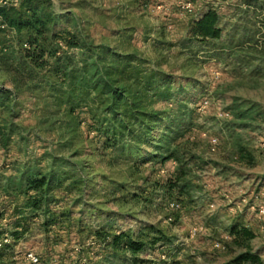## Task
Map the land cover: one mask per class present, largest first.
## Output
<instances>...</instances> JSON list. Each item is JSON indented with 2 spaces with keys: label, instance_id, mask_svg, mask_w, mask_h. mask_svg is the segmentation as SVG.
<instances>
[{
  "label": "rangeland",
  "instance_id": "rangeland-1",
  "mask_svg": "<svg viewBox=\"0 0 264 264\" xmlns=\"http://www.w3.org/2000/svg\"><path fill=\"white\" fill-rule=\"evenodd\" d=\"M177 1L48 0L61 18L59 28L79 32L95 45L136 54L181 85L174 100H183L190 113L176 143L179 152L197 158L183 179L190 189L179 198L163 193L158 185L176 167L171 160L116 159L86 124L62 137L60 123L66 119L47 91H24L16 97L13 118L0 110V123L13 121L18 127L8 149L0 148V175L8 176L17 164L39 161L45 168L48 158L62 157L76 165L82 184L55 193L54 225L44 229L43 217H35L28 234L17 241L7 213L12 199L1 193L0 210L6 208L0 239L8 242L0 248V264H28L29 252L39 264H226L244 250L229 241L227 230L234 221L253 232L247 248L264 262V223L255 215L256 207L264 205V0H190L188 15ZM157 4L163 11L153 9ZM206 8L218 16L219 40L188 41L189 21ZM70 54L79 61L78 51ZM9 80L0 70V85L11 88ZM202 100L208 103L199 109ZM220 112L228 116L219 117ZM202 134L216 139L212 152ZM143 150L141 158L151 152ZM118 233L147 246L134 260L119 250L114 256L103 244Z\"/></svg>",
  "mask_w": 264,
  "mask_h": 264
},
{
  "label": "trees",
  "instance_id": "trees-1",
  "mask_svg": "<svg viewBox=\"0 0 264 264\" xmlns=\"http://www.w3.org/2000/svg\"><path fill=\"white\" fill-rule=\"evenodd\" d=\"M60 22L48 0L0 4V70L8 75L12 86L0 85V110L13 118L18 94L47 91L56 111L66 119L60 123L62 137L86 124L101 147L116 159L128 161L138 156L142 164L171 160L176 167L158 186L163 193L178 198L186 194L192 184L183 179L190 171L187 167L194 160L197 163V158L179 152L180 145L176 143L182 138L180 130L190 113L183 100H174L181 85L174 84L170 75L136 54H123L105 44L95 45L79 32L59 28ZM186 38L199 43L218 41L216 12L206 8L190 20ZM71 50L78 51L79 61L71 56ZM158 105L166 106L158 109ZM82 114L84 118L80 117ZM17 130L13 121L0 123L1 149H8ZM143 148L151 149L145 158H141V153H145ZM237 154L245 159L241 148ZM48 159L45 168L39 161L17 164L8 176L0 175V194L15 200H11L13 206L7 213L13 227L11 236L16 241L28 234L30 221L35 217H43L44 229L54 225L58 219L51 210L56 203L55 193L60 190L68 193L82 184L76 178L75 164L62 157ZM260 182L264 183V172ZM1 208L0 219L6 207ZM227 233L229 241L243 246L244 250L226 264H264L257 251L247 248L254 238L253 232L234 221ZM153 241L148 244L152 245ZM103 245L114 256L119 250L132 260L147 246L124 233L111 236Z\"/></svg>",
  "mask_w": 264,
  "mask_h": 264
},
{
  "label": "built area",
  "instance_id": "built-area-1",
  "mask_svg": "<svg viewBox=\"0 0 264 264\" xmlns=\"http://www.w3.org/2000/svg\"><path fill=\"white\" fill-rule=\"evenodd\" d=\"M8 2H16V0H0V4H6ZM177 5L179 7V10L183 13V14H191L192 13V3L190 0H178L177 1ZM153 9L155 11H163V6L160 5V4H157L153 7ZM3 28V27H1ZM207 100H202L200 102V106H199V109H204L206 106H207ZM219 117H224L226 118L228 115L226 112H220L219 114ZM202 137H206L205 134H202ZM206 141H207V144H208V147H209V151H213L214 148L216 147L217 145V142H216V139L215 138H209V137H206ZM161 173H163L161 171ZM169 208L171 210H175L177 208V205L174 203V202H171L169 204ZM255 215H256V219L262 223H264V205H260V206H257L256 209H255ZM262 231L264 232V226H262ZM8 242V239L7 238H1L0 239V248L4 247L6 245V243ZM218 244H214L213 247L214 248H218ZM25 259L26 261L28 262V264H39V259L38 257L32 253V252H29L25 255Z\"/></svg>",
  "mask_w": 264,
  "mask_h": 264
}]
</instances>
